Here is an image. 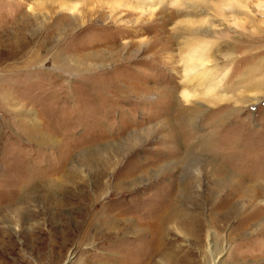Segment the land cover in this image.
<instances>
[{"label":"rangeland","instance_id":"obj_1","mask_svg":"<svg viewBox=\"0 0 264 264\" xmlns=\"http://www.w3.org/2000/svg\"><path fill=\"white\" fill-rule=\"evenodd\" d=\"M246 1L252 19L244 20V27L230 25L231 29L227 30L224 25L220 26L227 39L219 40V48L211 51L219 70H228L229 82H237L250 68H253V79L262 80L264 75L261 67L264 66V14L256 7L260 0ZM66 2L62 7L58 0H0V264H94L98 260L103 264H129L123 259L131 253L129 248L133 249L131 237L125 240H118L114 234L105 237L84 226L88 221L85 212L98 208V203L92 202L95 188L87 181L86 172L81 177L83 184L64 182L61 186L48 187L47 181L55 178L62 183L60 167L69 170L78 161V154L90 148L118 145L123 140L128 142L132 132L155 128L161 122L155 117L167 109L164 103L148 105L145 100L138 105L134 98L116 102L109 97L104 99L103 91L96 86L112 83L111 79H125L159 87L158 90L167 87L171 76L169 65L162 59L166 53L157 51L164 47L170 19L177 10L164 6L150 16L127 6H117L112 15L114 21L107 19L110 5L104 2L92 1L85 6L78 0ZM75 3L77 7L73 9ZM136 18L139 23L131 29L128 22ZM181 20L182 17L172 21ZM156 36L162 41L155 45V50L147 52L143 47L139 54H133L139 48V41ZM16 39L25 46L16 47L13 44ZM126 42L130 46L123 52ZM177 47L173 45L171 52L176 53ZM114 48L126 57L132 54L134 57L107 69L104 77L100 75L102 70L95 68L91 71L93 80L87 82L82 79L84 72L77 74L64 64L67 57L91 52V57L94 53L97 55L91 61L94 64L101 56L115 52ZM229 53L234 56L228 62L230 65L224 61ZM238 88L237 94L242 96L244 88L241 84ZM154 97L163 98L162 95ZM223 106L219 115L232 109L236 113L214 132V137L221 146L231 141L239 144L236 147L239 156L232 162L235 168L226 165L242 177L240 168L246 173L255 172L260 165V160L255 162L257 156L263 155L264 159V97L253 106L233 103ZM210 112L200 122L198 133L201 135L212 132L208 123L214 117L208 120ZM167 128V122H163L156 131L150 132L146 142L120 157L119 174L134 168L138 176L145 171H156L157 167L163 170L157 177L151 174L143 178L135 190L114 194L113 204L141 193L156 194L158 188L169 184L178 191L184 181L168 148L178 146L183 135L177 131L175 145L164 136ZM222 154L223 151L215 150L218 157L215 162L220 165L218 160ZM156 159H159L157 167L149 164ZM206 172L186 200L175 199V207H183L186 224L183 229L168 225L160 236L164 252L176 248L175 261L167 264H204L210 256L217 255L213 248L221 250L222 247V264H247L245 261L254 259H259L257 264H264V194L255 187L254 192L261 196L251 203L235 195L227 198L226 189L215 198L207 197L217 177ZM108 178L113 181V174ZM108 191L111 193L112 186ZM83 193L89 201L81 198ZM152 202L149 199L144 206H151ZM80 222L84 225L77 228ZM191 227L198 231L200 238L191 232ZM174 228L181 229L185 239L177 236ZM207 232L213 233L217 248L205 247ZM152 264H166V261L155 255Z\"/></svg>","mask_w":264,"mask_h":264},{"label":"bare ground","instance_id":"obj_2","mask_svg":"<svg viewBox=\"0 0 264 264\" xmlns=\"http://www.w3.org/2000/svg\"><path fill=\"white\" fill-rule=\"evenodd\" d=\"M66 1L67 0H58V4L65 7L67 4ZM78 1H80L81 5L84 4V6L88 2V4H90L92 1L98 4L104 2L110 5L109 14L107 15L108 20L113 19L112 15L117 9V6H127L128 8L139 10L142 14L150 16L164 6H170L177 10L172 14L170 19L171 26L169 27V34L164 42V47L157 51L159 53H166L162 59H165V63L169 65V73L171 76V80L167 87L158 90L159 87L144 86L125 79H111L112 83L107 82L108 84L105 83L104 85H99V87L96 86L97 89L101 88L103 91L101 95L104 99L109 97L112 101L117 102L118 100L119 102L120 100L126 101L134 98L138 105L147 100L149 103L148 105H160L164 103L167 109L161 111L163 115L159 113L155 117L156 119H161V122H159L158 125L156 124L157 126L155 125V128L152 127L149 129L147 128V130L132 132L128 136V142L124 143L123 140L122 143L118 142V145L115 144L111 147H96L95 149L90 148L78 154V161L74 162L69 167V170H66L65 167H60L62 170L63 182H56V179L52 178L47 181V185L48 187L61 186L66 182L73 183L74 185H77V183L83 184L81 177L85 176L86 172L87 176L85 177H87L88 180H85L90 181L91 187L95 188L93 191V201L91 199L90 201L94 203L97 202L98 208L92 211H86L85 213L88 214L87 223L84 225L80 222L77 228H81L84 225L86 228L93 230V232L100 233L105 237L114 234L118 237V240H125L131 237V244L134 250L129 248L130 250H128V252L131 253L125 255L123 262L125 261L129 264H152L155 255H160L161 259L166 261V264L174 262L177 256L176 248L173 246L175 249H172L171 252H164L159 241L160 236L162 232H165L164 229L168 225H177L182 228L186 224L184 222L185 214L182 211L183 207L180 208L178 205L175 207L177 202L175 199L185 198L186 200L191 193V189L194 188V185L196 184L197 187V183L199 186L200 181H203L202 178L206 171H208L206 172L207 175H211V173L213 175L214 173L217 177L216 180L213 179L214 184L212 191L209 194L207 193V197L212 196L215 198L220 195L219 193L223 189H226L227 198L229 195H235L236 197L245 199L247 203H251L255 198L261 196L259 193L254 192L255 187H258L259 190L262 191V196L264 194L263 155L257 156L255 160V162L260 160V165L255 169V172L251 171L246 173L244 168H240V175L242 177H238L235 173L230 171L231 169L228 168V165L235 168L232 162L239 156V152L236 148L239 144L235 141H231L223 143L224 146H221L214 137V132L218 128L223 127L226 123L225 121H227L234 112L236 113V109H232L225 115L224 113L219 115L220 110L224 108V104L233 103L234 105L243 104L253 106L264 97V75L262 80H259V78L255 80L252 77L253 68H250L239 77L237 82H229L230 74H228V70L225 68L219 70L211 52L214 48L215 50L219 48V40L224 38L227 39L222 33L223 29L221 30L220 26L224 25L227 30H230L232 25L234 27H244V20L252 19V14L247 6L248 2L246 0ZM125 2L127 4H124ZM131 2H133V5L130 4ZM76 7L77 3L74 4L73 9ZM180 7L181 10L178 9ZM256 7L264 14V3H262L261 0L256 4ZM180 17H182L181 21H172L173 18ZM138 19L139 18H136L134 22H128L132 26L131 29L138 25ZM82 22L83 21H81L80 24H82ZM214 22L218 24H214ZM135 33L134 31V34ZM154 38L155 39L150 38L152 40L143 38L141 42L139 41V48L134 51L133 54H139L143 47H145L144 50L147 52L155 50V45L157 46L162 39L157 36ZM16 40L17 42L13 43L16 47L22 48L25 46L21 44L20 39ZM175 44L178 45L176 49L177 52L172 53L170 48ZM128 46H130L128 42L123 43L122 51H126ZM114 49L117 52L108 51V55L104 57L101 56L94 64L91 61L93 58H97V55L94 53L91 57L92 52L82 53L80 57H67L65 58L66 63L64 64L77 74H79V72H84L85 74L82 79L88 82L93 80L91 71H94L95 68L101 69L102 72L100 75L104 77L106 75L103 74L107 72V69L115 66L119 62H121V64L127 63V60L134 57L133 54L126 57L127 55H123L124 53L121 54L119 49ZM232 53L226 54L228 57L223 60L227 63H231V58L234 57ZM71 64L73 65L70 66ZM261 67L264 68L263 65H261ZM259 69L260 67L258 70ZM87 76L88 79L84 78ZM240 84L246 93H243L242 96L237 94V88ZM155 95H162L163 98L157 99V97H154ZM150 98L151 100H149ZM209 112L211 117H208V120L214 117V120L208 123L209 127L213 128L212 132L201 135L198 133V130H201L200 122L203 121V116ZM166 116L167 118L164 120ZM33 118L34 117H32V120ZM34 122L38 124L35 119ZM163 122H167L168 127L167 131H164V136L170 139L169 141H174L175 145L177 144V131L182 132L183 138H181L180 144L173 147L169 146L168 150L169 153L173 154L172 157L176 159L175 163L180 168V177L183 178L184 182L180 181L181 184L178 186V191L172 184H169L166 187L158 188L156 194L145 195L141 193V195L138 194L133 196L130 200H120L117 204H113L115 203V200L112 198L114 194L117 195L126 191L135 190L142 184L143 178H148L151 174L157 177V175L162 172L163 167H157L159 165V163L157 164L159 159L149 163H153L154 166L157 167L156 171H145L142 174L140 173L139 176L136 175L137 170L135 168V170L131 169L130 171L119 174L117 164L122 155L127 154L137 145L146 142L150 132H154V129L156 131L158 126L163 125ZM218 149L223 151L221 160H218L221 165L215 162L217 157V155L215 156V150ZM207 154H210L212 157ZM171 162L172 160L166 165ZM110 173L113 174V181H109V178L107 179ZM219 176H221L220 179ZM26 182L30 183V180L27 179ZM111 186L112 191L110 193L108 187L110 188ZM81 198L89 201L86 193H83ZM149 199H152V205H148V207L144 206V203L149 201ZM103 200L107 201L101 203ZM245 224H247V222H245ZM189 229L199 237V233L196 229L193 227ZM180 230L181 229H176L174 233L185 239V235ZM205 237V247L207 249L214 246L216 247L212 232H207ZM213 249L216 251L217 255L213 257L210 256L209 261H205L204 264L223 263L224 247H222L221 250L218 248V250L215 248ZM258 260L254 259L245 262L247 264H257ZM98 261L94 264H103Z\"/></svg>","mask_w":264,"mask_h":264}]
</instances>
